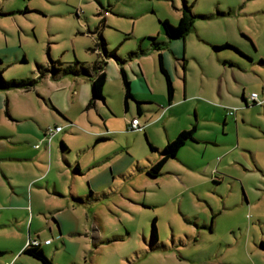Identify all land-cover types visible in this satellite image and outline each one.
<instances>
[{"label":"rangeland","instance_id":"rangeland-1","mask_svg":"<svg viewBox=\"0 0 264 264\" xmlns=\"http://www.w3.org/2000/svg\"><path fill=\"white\" fill-rule=\"evenodd\" d=\"M185 1L194 14L210 17H196L185 40L169 39L160 21L177 24ZM100 34L124 63L109 56L104 100L89 107L92 83L82 65L105 57ZM214 40L239 43L261 64L264 0H0L3 78L36 80L28 89H0V210L12 199L6 176L41 173L40 160L18 158L45 149V126L66 128L53 139L57 158L64 138L71 161L90 175L109 176L98 191L79 174L73 184L84 193L81 203L61 199L57 210L41 213L37 207L0 211V247L13 249L19 237L36 241L40 231L42 240L54 241L45 246L54 264H264V72L234 49L214 50ZM174 51L186 61L187 96ZM160 53L173 73L174 65L180 71L172 109ZM226 57L245 69L224 65L232 59ZM122 67L135 96L128 111ZM141 70L155 91L139 117L147 134L127 129L138 115V97L150 95ZM252 92L260 96L257 104ZM236 106L237 115H229ZM194 125L198 141L184 145L161 176L150 177L147 170L168 140ZM106 133L109 139L96 143ZM0 264L42 263L7 251Z\"/></svg>","mask_w":264,"mask_h":264},{"label":"crops","instance_id":"crops-1","mask_svg":"<svg viewBox=\"0 0 264 264\" xmlns=\"http://www.w3.org/2000/svg\"><path fill=\"white\" fill-rule=\"evenodd\" d=\"M193 30H195V26H194ZM183 39L185 40V38H183ZM226 42H229V43L233 44L234 46L238 47L241 51H237L234 48H231V49H234L242 57H245V58L249 59L252 63H255L264 72V62L260 61L261 64H259L257 61H255L254 60V56L251 53L247 52L244 48H242L239 45V43H236L235 41H232V40H227ZM209 43L210 44H214V45H218V43H220V42H217V41L214 40V41H210ZM223 43H221V44H223ZM214 45H212V46H214ZM174 54L177 56L176 57V61L177 62H181L182 65H183V68H184L183 79L185 81V77H186L185 70L187 69L186 68V61H184V58L183 59L180 58V53L178 51H174ZM162 55H163V60H164L166 58V55L164 56L163 53H162ZM262 57L264 58V56H262ZM226 58H232V59H226L224 61V65L229 64L231 67L239 66L240 69H242V68L245 69L243 67L244 65L242 66L240 63H238V61H237L238 59L237 58H235V57H226ZM182 60H183V62H182ZM171 64L172 63H171L170 59H169V61L167 59L164 60V65H165L166 69L168 70V72H169V74H170V76H171V78L173 80V84H174V88H175L174 99H173L172 103H169V100H168L169 109H172V105H173V102L175 100V94H176V89H177V80H179V78H180V71L178 69V66L174 65L175 69H174V73H173V70L171 69L172 68ZM261 70H259V72ZM139 76L143 77L146 80V82L148 83V79L146 77L147 76L146 75V71L143 73L142 70H141L140 73H139ZM166 85H167V83H166ZM134 87L135 86H134V83H133V88ZM148 87L150 89H148L147 86L145 85V89H146L145 91H147L150 95L146 96V97H138L139 99H141V101L137 100V101L141 102V104H140V107H141V110H142L141 114H139L138 103L136 101L138 115H134L133 118H136V117L139 118L141 115H143L145 113L144 107L142 106L144 103H154L153 95H154L155 91L150 86L149 83H148ZM187 87H188V80H186L184 82V89H185L184 90L185 91L184 92V96L188 95V88ZM136 88L138 89L137 86H136ZM252 93H254V92H252ZM167 95H168V92H167ZM91 97H92V89H91ZM91 97H90V99H91ZM258 97H260L259 94H258ZM134 98H135V96H134ZM240 99H241V101H244L246 105L249 104L248 98L245 97L244 93H242ZM99 100H102V99H98L97 101H99ZM103 100H104V98H103ZM97 101H96V103H97ZM96 103H95V105H96ZM263 103L264 102H262V104ZM241 104L242 103L240 102V105ZM125 108H126V111H128L129 108H130V105L128 104V107H126V105H125ZM160 108L163 109L162 106ZM224 108H226V106H224ZM229 108L231 109V107H228V109ZM236 108H237V111H236L235 114H233L234 116H236L238 110L241 109V107H239V106H236ZM159 110H161V109H159ZM196 111L198 112L197 108H196ZM164 113H165V110L163 111L162 114H164ZM229 115H231V114H229ZM233 115H231V116H233ZM139 120H140V123L143 125V123H142L140 118H139ZM58 125L59 124H56L55 126H58ZM129 125H130V123L127 126L128 130H129ZM59 126H62V125H59ZM143 126H145V129L143 130V132L145 134H147L146 132H147L148 123L146 122L145 125H143ZM196 127H197V125H196ZM43 128H44V131H43L44 136L43 137L45 139L44 140L45 149L40 151V152H38L36 155L34 153V154L30 155V156H25V157L18 158V160H31V161H36V162L40 160V162H41V165H40L41 173L40 174L35 173L34 175H33V172L24 173V174L16 173V174H12V175L6 176V178L8 179V185H9L10 189L12 190V192H9L8 196H10V194H11L12 195V199H11V201L9 203L10 205H2L3 209H1L0 211H2V212L4 210L5 211H7V210H11L12 211V210H15V209H20V210L26 211L28 208H31V210H33L34 207H37L38 211L41 213V212H43V210H45V211L46 210H51V209L53 211L57 210V209H53V208L56 207V206H60L61 205V203H60L61 199L66 201L65 203H66L67 206H71L70 203H72V204L73 203L75 204L76 202L77 203H81L83 201L84 193H81L76 188L75 184H73V182H76V180L80 176H83V175L91 183V188L93 190L100 191L99 187L106 186V184H108L109 176L101 175L100 177H96L95 175H90V173H87L88 170L85 169L86 166H84L80 161L73 162V161H71L68 158V155H66V152H65V148L66 147H65L64 138L61 139V144H60V146L58 148L60 155L58 156V158L55 156V154H54L55 153V147H54V144H53V139L57 138L60 135V133L64 132L66 130L65 127L63 128V131L59 132L51 141H49L47 139L46 135H45L47 129L50 128V126L49 127L45 126ZM184 130H186V129H184ZM107 132H108V130H107ZM103 136H108V134L106 133ZM170 140H172V139H170ZM170 140H168V142ZM189 141H187V143ZM194 141H198L197 138ZM63 144H64V146H63ZM160 156H161V154H160ZM173 158H175V157H173ZM73 167H76V168L73 170ZM79 174H80V176H79ZM152 178H155V177H152ZM4 187L5 186H3V193L6 191V188L4 189ZM4 195L6 196L5 193H4ZM15 195L22 196V197L20 199H17L18 197H16ZM79 195H82L83 197L79 196ZM15 217H16V220H21V221L23 220L21 218L20 214L19 215L16 214ZM23 217H25V215H23ZM53 218H54L53 220L59 226V233L61 234V228L60 227H61L62 223H61L59 218H57V217H53ZM36 233H37V239H39L41 241L40 247L46 253V247L45 246L51 245L54 241L51 238H49V237L45 238V240H42L40 238V231H37ZM48 239H51L50 243H46L45 242ZM26 246H27V240L25 238L19 237L17 243L14 245V247H12L13 249L0 247V251H2V253L0 255H3L7 251H9V252L17 251L18 253H20V256L24 255V254L25 255H29L28 253H26L24 251ZM29 256H31V255H29ZM31 257H33V256H31ZM34 259H36V258H34Z\"/></svg>","mask_w":264,"mask_h":264},{"label":"trees","instance_id":"trees-1","mask_svg":"<svg viewBox=\"0 0 264 264\" xmlns=\"http://www.w3.org/2000/svg\"><path fill=\"white\" fill-rule=\"evenodd\" d=\"M193 7L188 4L187 1L184 2V7L182 9V14L177 24L171 23L168 19H163L160 21L165 34L169 39H178L185 38L195 26L196 17L209 18L208 15H197L193 13ZM153 38V37H152ZM155 38V37H154ZM100 41H98V47L103 50L105 57L102 59H98L93 63V65L89 67L82 65V70L90 75L91 83H92V97L89 102V107L94 106L98 99H103V90L107 81V73H106V65L107 59L109 56L115 57L119 62L124 63V61L116 54L115 51L109 50L107 47V41L105 37L100 34ZM215 50H221L225 48H234L237 51H241L238 47L233 44L226 42L220 45L213 46ZM156 48L162 49V45L160 43L156 44ZM264 62V60H261ZM1 62V61H0ZM52 64L56 67V63L62 64L60 61L52 60ZM159 65L161 72L164 74L166 83H167V92H168V100L169 103H172L174 99L175 88L173 84V80L164 65L163 55L159 54ZM42 65L38 66L40 73L42 72ZM72 67L66 68L65 71L70 72ZM59 69V68H58ZM122 77L125 85V105L128 107L129 100L134 99V94L132 92L131 82L128 79V76L124 70V67L121 68ZM36 83L35 79H21V80H12L7 81L3 78L2 70L0 69V89H8L10 87H22V88H30L34 86ZM138 103L139 114H141L140 101ZM256 104V103H254ZM197 131L196 125H194L190 129L182 130L174 139L170 140L164 148L160 151L159 160L153 162L147 170V173L150 177H159L162 174V170L167 163V161L173 157H176L180 149L187 143L189 140H196L195 133ZM109 139L108 136L100 135L96 138V143L100 141H104ZM64 146V144H63ZM153 150H157L153 145H150ZM154 235L156 236L157 230L156 226L153 229ZM41 245V244H40ZM40 245L27 244L24 251L29 255L33 256L37 260H39L42 264H54L53 261L46 255L44 250L40 247ZM2 251H0V254Z\"/></svg>","mask_w":264,"mask_h":264},{"label":"built area","instance_id":"built-area-1","mask_svg":"<svg viewBox=\"0 0 264 264\" xmlns=\"http://www.w3.org/2000/svg\"><path fill=\"white\" fill-rule=\"evenodd\" d=\"M251 99L253 100V103H258L257 99H258V94L256 92L251 94ZM237 111V108H233V109H229L228 113L233 115L235 114ZM63 126H55V127H50L47 129L46 131V137L49 141H51L59 132L63 131ZM129 129L130 130H135V131H143L145 129V126H143L140 123L139 118H133L130 122L129 125ZM46 243H50L51 239H48L45 241ZM28 244H33V245H40L41 241L40 240H36V241H30Z\"/></svg>","mask_w":264,"mask_h":264}]
</instances>
